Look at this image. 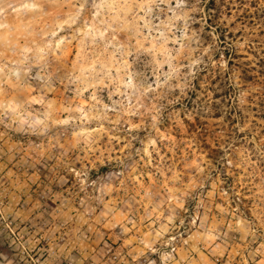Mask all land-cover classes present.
<instances>
[{"label":"rangeland","instance_id":"1","mask_svg":"<svg viewBox=\"0 0 264 264\" xmlns=\"http://www.w3.org/2000/svg\"><path fill=\"white\" fill-rule=\"evenodd\" d=\"M0 264H264V0H0Z\"/></svg>","mask_w":264,"mask_h":264}]
</instances>
